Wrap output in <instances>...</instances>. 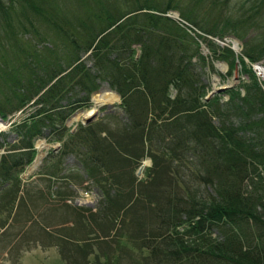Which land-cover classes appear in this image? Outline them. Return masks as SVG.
I'll list each match as a JSON object with an SVG mask.
<instances>
[{
  "label": "trees",
  "instance_id": "obj_1",
  "mask_svg": "<svg viewBox=\"0 0 264 264\" xmlns=\"http://www.w3.org/2000/svg\"><path fill=\"white\" fill-rule=\"evenodd\" d=\"M250 1L233 17L231 0H0V115L22 109L0 131V198L12 205L40 136L91 163L103 195L55 236L67 264H264V79L253 66L264 0ZM233 33L239 51L215 40ZM237 67L240 81L207 97L210 71ZM103 83L120 95L121 112L104 114L116 123L103 115L70 129L66 118ZM147 155L143 181L134 172ZM125 161L130 176L118 178ZM125 181L136 186L120 195ZM119 198L147 208L117 226L128 211Z\"/></svg>",
  "mask_w": 264,
  "mask_h": 264
},
{
  "label": "rangeland",
  "instance_id": "obj_2",
  "mask_svg": "<svg viewBox=\"0 0 264 264\" xmlns=\"http://www.w3.org/2000/svg\"><path fill=\"white\" fill-rule=\"evenodd\" d=\"M180 1L185 4L187 3V0ZM231 2L233 9L230 15L234 17L237 15V7L242 3H244V6H247L251 1L231 0ZM257 33L258 31L252 30L248 33L246 38L256 35ZM234 39L233 35L230 34L225 35L219 42L221 45H224L229 44L230 41ZM243 42L244 39L239 40L240 47H238V50L242 49ZM215 62L219 64L222 63L220 60H215ZM254 63L256 62H253V64ZM260 63L264 65V58L260 60ZM223 66L224 65H220V68L216 66V69L220 71L221 75L229 70V65ZM217 70H211L209 73L211 86L214 84H234L240 81V72L237 71V69L235 75L225 78H223ZM257 74L260 75L258 72ZM262 78L264 79L263 76ZM103 89L113 91L107 87ZM93 92L94 91L90 93L89 102L91 105H82L70 113L69 120L67 121L68 126L72 128L82 120L86 113L89 115L90 108L94 107L93 109H95L96 103L93 97L99 91H96L94 94ZM32 101L33 99L28 101V105L23 107L24 110L30 106ZM119 101L120 97L114 101L107 102L110 103V105H107L104 110L99 109L95 118H101V116L106 113V109L121 112L117 104ZM99 105L100 104H97V106ZM78 110H81L79 113H85V115L81 118L80 114V116L75 117H80L79 119L74 118L75 120H72ZM21 114L22 110L19 112L16 111L14 119H17ZM70 117L72 118L70 119ZM118 117L119 115H104L101 121L103 123L111 121L115 124ZM4 125V123L2 126L0 125V131H7L10 129L8 125ZM105 132L108 131L104 130L102 134H105ZM11 135V132L8 135H4L5 139L10 140ZM2 139L3 136L0 135V141ZM15 139L16 137L14 139L12 138L10 141H14ZM56 144L55 142H48L44 138H38L35 142V145H38L39 148L36 153L37 157L35 156L36 160L27 164L20 174L23 183L12 205L8 203L7 198H0V212L2 213H0V219H2L3 222L4 220L6 221L4 224L0 223V264H67V260L61 257L54 240L57 239L56 237L63 235V231L68 227L77 225L78 221L83 219L81 214H85L89 210L98 209L100 206L103 195L97 185L93 184L91 177L87 179L88 170L86 167L92 166V164L88 162L85 163L83 159H78L73 154L61 155L58 148H55ZM58 159H60V163ZM151 164V157L148 155L145 156L140 164L142 165V170L139 173H137V170L134 172L138 175V179L144 181L142 178L145 173L144 167ZM128 168L129 165L126 161L123 167H119L117 164L114 169L116 177L119 178L118 175H120V177L128 175ZM108 183H111L110 180ZM109 184H107V186H109ZM135 186V182L129 183L125 181L119 189L120 195L130 192ZM85 189H90V192H85ZM111 193L114 194V189L111 190ZM119 200L121 203H125V208L128 209L127 212L123 213L124 220L122 215L117 218L114 217L117 226L120 227H125L127 222L131 223L132 221H137V218H140L139 210L142 211L143 208H145V210L147 208V204L142 206L140 200H138L139 205H137L136 201L126 203L125 198H119ZM2 201L5 202V204L2 205ZM3 206L6 207L7 210H4ZM3 217L5 218L3 219ZM94 229L100 231V228L96 225ZM64 235H66V232ZM105 236L109 238L108 235ZM63 239L68 240L66 243L63 242L67 245L71 242V239L76 240L70 236Z\"/></svg>",
  "mask_w": 264,
  "mask_h": 264
},
{
  "label": "water",
  "instance_id": "obj_3",
  "mask_svg": "<svg viewBox=\"0 0 264 264\" xmlns=\"http://www.w3.org/2000/svg\"><path fill=\"white\" fill-rule=\"evenodd\" d=\"M170 14L174 17H177V18H180L179 17V10L178 9H171L170 11ZM233 37L235 38L234 40H232V47L235 49V50H238V47H240L239 45V38L236 36V35H233ZM222 63H224V65L226 66V62L223 60ZM254 68L255 70L264 77V65L260 63V61H257L256 63H254ZM262 69V70H261ZM230 85V84H228ZM228 85H212V88L211 90L209 91L207 97L211 94H213L214 92L216 91H220L222 90L223 88H225L226 86ZM104 87H107V88H111L109 87L108 85H103L101 86L100 88H98L97 90H95L93 92V94L96 92V91H99V93L101 92V89L104 88ZM104 103V102H103ZM97 115V107H95V109L89 113V115H85L83 118H82V122L83 123H87L89 121H91L95 116ZM69 119V118H68ZM142 169V166L140 165L137 169V173H139Z\"/></svg>",
  "mask_w": 264,
  "mask_h": 264
},
{
  "label": "bare ground",
  "instance_id": "obj_4",
  "mask_svg": "<svg viewBox=\"0 0 264 264\" xmlns=\"http://www.w3.org/2000/svg\"><path fill=\"white\" fill-rule=\"evenodd\" d=\"M225 66V65H224ZM223 66V67H224ZM262 70V69H261ZM98 94V95H97ZM96 95V96H95ZM94 95V100H95V103H96V107H97V104H102L104 101L106 102H111V101H114L115 99H117L118 98V94L117 93H115V92H113V91H109V90H104L103 88L101 89V92H100V94H99V92L98 93H96ZM94 108V107H93ZM93 108H90L89 109V113H91L94 109ZM82 110V109H81ZM81 110H78L72 117H70V119L72 118V120H75V119H79V118H75L76 116H80V114H81V118H82V116H84L85 115V113L83 114V113H79ZM78 113V114H77ZM86 115H87V113H86ZM75 118V119H74ZM0 125H2V123L0 122Z\"/></svg>",
  "mask_w": 264,
  "mask_h": 264
}]
</instances>
